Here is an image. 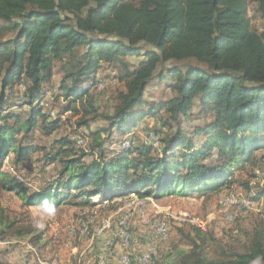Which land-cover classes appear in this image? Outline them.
<instances>
[{"label":"trees","instance_id":"16d2710c","mask_svg":"<svg viewBox=\"0 0 264 264\" xmlns=\"http://www.w3.org/2000/svg\"><path fill=\"white\" fill-rule=\"evenodd\" d=\"M251 5L261 30L252 26ZM128 56L142 59L135 67ZM60 61L63 77L54 96ZM108 67L104 78L114 76L124 88L114 111L101 112L92 93ZM154 78L172 80L174 95L147 101ZM196 105L209 119L186 132L181 118ZM73 116H80L76 128H89L98 118L108 124L91 136L79 130L75 137H56L50 148L34 144L37 130L51 135ZM148 117L172 130L161 141L162 153L135 142L112 149V141L106 148L103 133L134 135ZM82 136L85 147L77 144ZM258 151H264V0H0V193L15 192L26 207L45 200L55 208L97 206L133 194L211 198L242 189L259 202L264 187L252 184L257 170L264 171ZM36 152L45 165L61 167L47 186L33 189L6 166H23ZM6 211L0 200L2 240L33 231ZM248 215L230 222L240 221L232 241L192 225L189 249L178 254L177 264L264 262V219L248 228L242 223Z\"/></svg>","mask_w":264,"mask_h":264},{"label":"rangeland","instance_id":"374dc122","mask_svg":"<svg viewBox=\"0 0 264 264\" xmlns=\"http://www.w3.org/2000/svg\"><path fill=\"white\" fill-rule=\"evenodd\" d=\"M256 6L251 5L249 9V16L252 19V26L258 30L262 29V20L257 12H255ZM12 34H5L3 37H11ZM142 58L136 56H128L127 60L133 66H137ZM173 62H168L166 65L170 66ZM62 62H58L54 69V84L52 86V94L57 95L59 92V87L61 84V79L63 74L61 72ZM112 71V69H110ZM108 70L101 71L99 73L100 79L105 80V75H108ZM115 74V72H112ZM116 75L121 76V71H117ZM111 77L107 78L110 79ZM172 80L165 79L161 80L159 78H154L146 91L145 99L151 103H157L163 100H167L174 95V91L171 89L170 85ZM108 84V85H107ZM124 88L122 82H107L105 87L96 88L92 93L93 99L96 101V105L101 112H113L115 105L117 104V95L119 91ZM52 94L49 95V100L52 101ZM63 102V100H60ZM81 116V115H80ZM80 116H73L70 119H67L68 122L65 126H62L61 129L53 132L51 135H46L41 129L37 130L32 135V140L35 142V145H45L47 148L51 147V143L56 137L69 135L70 137L77 136L76 134L80 132L85 133L86 135L91 136L92 131L97 129L104 128L108 124L104 119L98 118L90 124V127L78 128V121ZM209 117L199 115V106H195L192 113L188 117H182V127L186 132H192L195 126L204 123ZM160 121V122H159ZM77 124V125H76ZM162 119L156 120L153 117H148L139 125V129L136 130V134H129L123 138L117 131L109 136L107 133H103V136L106 138L105 146L107 149H111V142L113 141L114 145L112 149H119L122 145L123 139L134 140L135 145L145 144V135L149 129L158 128V134L161 141L166 139L171 133V129L168 127L162 126ZM76 126H78L76 128ZM140 131V132H139ZM109 136V139L107 138ZM163 143V142H162ZM164 147V144H163ZM162 146L160 149H154L153 154L162 153ZM92 151H90L91 153ZM112 151H109V154ZM260 157H264V151L259 152ZM41 156V153L36 152L31 154L26 159V164L16 165L9 163L10 166H6V169L10 170L18 176V178L25 183L26 186L36 189L47 186V183L54 180V176L57 174V170L60 169L61 164H49L45 165L43 162L39 161L38 158ZM94 156H97L94 154ZM87 159H91L90 156ZM247 172L250 169V166L246 167ZM259 170H261L259 168ZM233 171L236 176L241 175V169L234 166ZM247 178V177H245ZM257 187H264L260 181L257 179L254 180ZM253 181V182H254ZM244 191V189H242ZM226 190L222 191L220 194L212 197H202V196H165L160 199L153 197H138L132 196V198L123 197L116 198L114 204H104V206H83L75 204L74 202L66 203L61 205L59 208H55V215L49 217L43 210L41 206L38 207H26L20 198L15 192H1L0 200L2 205L6 208V214L10 215L15 219H23V224L28 225L33 231L30 234L22 238H12L7 242L2 240V235L0 234V264H24L20 258L19 248H23V244L16 243V241H24V243H31L37 250H39L40 255L43 259H56L58 253L61 251L62 246L69 241V233L72 227L79 228V225L82 220L92 217L91 221L93 222L90 232V237L97 234L96 230L100 229L102 226L101 222L103 219L108 217L113 223H117L120 219H126L131 227L132 232L135 237H139L137 234L141 233L144 235L148 229V224L150 221L162 218L165 219L170 228V237L166 241H158L155 254L153 255V262L158 260L164 261L168 264H177L178 258L177 253L182 249H186L188 245L187 235L191 233L192 225L188 222H184V213L188 215L207 218L210 217L211 223L209 228L214 231L217 238L222 241H232V236L237 235V230L239 228L240 221L237 220L234 223H228L224 220L223 213L220 211L219 200L220 197L225 195ZM246 194V192H244ZM247 195V194H246ZM249 196V195H248ZM257 203L256 210L249 212L247 218L243 220V225L250 228L253 226L254 219H264V195L262 199ZM109 205V206H107ZM116 205V206H115ZM253 218H249V216ZM260 215V216H259ZM260 217V218H259ZM40 220L44 223L43 229H36L34 227V221ZM143 221L144 224H140ZM143 225H146L144 228ZM208 228V229H209ZM139 229V230H138ZM114 230V229H113ZM112 230V231H113ZM105 231V230H104ZM102 231V233L104 232ZM38 234L41 236V239H38ZM80 235H77L72 243H79L78 239ZM98 236V234L96 235ZM142 239V238H141ZM3 241V242H2ZM101 241V240H98ZM19 244V246H18ZM211 256L215 257V251L217 246L212 244ZM27 250V247H25ZM134 250L138 253L139 251ZM28 251V250H27ZM30 261H33V264L36 263L35 257L30 253ZM259 264H264V262L259 261Z\"/></svg>","mask_w":264,"mask_h":264},{"label":"built area","instance_id":"2783aa9c","mask_svg":"<svg viewBox=\"0 0 264 264\" xmlns=\"http://www.w3.org/2000/svg\"><path fill=\"white\" fill-rule=\"evenodd\" d=\"M114 74V73H113ZM118 79L114 76L110 79L102 80L96 84V88L100 89L105 87L107 82H115L117 83ZM108 85V84H107ZM43 104V103H42ZM147 134L145 135V144L151 146L154 149H160L162 146V142L160 136L152 129H149ZM87 137H78L77 144L81 147H85L87 144ZM121 148L130 147L133 144V141L130 139H123ZM257 180L264 184V171L257 170ZM136 196V195H132ZM131 196V198H132ZM220 211L223 213V217L228 222L235 221L238 217L249 213L250 211L256 210L257 203L250 196L246 195L243 191H232L227 195H224L219 201ZM92 217H88L81 221L79 228L72 227L70 229V234L72 236L77 235H89L91 232V227L93 222L91 221ZM183 221L190 223L202 230H207L210 226L211 219L210 217L201 218L188 215L184 213ZM113 230V240L117 239L120 241L121 245L126 249V251L121 255L120 261L121 264H148L151 262L153 255L155 254L156 244L158 241H166L170 237V228L165 219L157 218L149 222L148 229L145 233V240L147 249L144 253L138 256H134L131 252V248L133 242L135 240V235L131 230L130 224L126 219H120L117 223H113L112 221H108L104 224L100 229L96 230V233H101L106 228H112ZM107 251L109 254L108 258H102L100 263L107 264L110 262V259L116 253V249L113 242H109L107 245ZM34 253V257L36 259V263L34 264H62L61 260L56 259H43L38 253L36 249L32 248ZM26 260L29 258L28 255L24 256Z\"/></svg>","mask_w":264,"mask_h":264},{"label":"crops","instance_id":"0c3cea01","mask_svg":"<svg viewBox=\"0 0 264 264\" xmlns=\"http://www.w3.org/2000/svg\"><path fill=\"white\" fill-rule=\"evenodd\" d=\"M246 166H247V164L244 165V168ZM252 184H255V181ZM214 196H216V195H213L212 197H214ZM104 204H98L97 206H104ZM112 204H114V203H112ZM107 206H109V205H107ZM34 207H38V206H34ZM223 219L226 220L225 218H223ZM109 220L111 221V219L109 217L107 219H103L101 222V224H102L101 226L106 224ZM228 223H230V222H228ZM140 224H144L143 221H141ZM143 226H144V228L146 227V225H143ZM113 227H115V226L113 225L112 228L104 229L105 231L103 230L104 232L99 233L98 236H96L97 234L92 235L91 237H90V234L89 235H80L78 237L80 242L75 243V244L72 243V240H74V238H76V236H72L69 233V241H67L64 244V246H62L61 251L58 253V256L56 258L60 259L62 264H101L100 261L102 258H108L109 257L106 245L109 242H113L115 249H116V253L110 259V262L107 264H121L120 257L126 251V249L121 245L120 241H118L117 239L113 240V237H112V234H113L112 230L114 229ZM140 232L137 233L140 236L135 237V240H134L132 248H131V252L134 256L141 255L147 249L145 234L141 235ZM98 240H101V241H98ZM7 242H10V241L7 240ZM16 243L23 244V248H21V247L19 248V251H21L20 252V255H21L20 258L23 261V263L26 264V261H28V259L26 260V258L24 256L28 255V257L30 258V256H29L30 253L34 256L32 248L33 249H36V248L33 245H31V243L30 244L24 243V241H16ZM19 244H18V246H19ZM25 247H27L28 251L25 249ZM134 247L136 248L137 251H139L138 253L134 250ZM188 249H189V245H187L186 249H182L181 251H179L177 253V258H178L179 253H182L183 251L186 252ZM37 251L39 253V250H37ZM0 253L4 254L2 252H0ZM39 255H40V253H39ZM148 264H154L153 258H152L151 262Z\"/></svg>","mask_w":264,"mask_h":264},{"label":"clouds","instance_id":"9594fccd","mask_svg":"<svg viewBox=\"0 0 264 264\" xmlns=\"http://www.w3.org/2000/svg\"><path fill=\"white\" fill-rule=\"evenodd\" d=\"M41 207L43 208L44 212L49 216H54L55 215V206L51 203H49L47 200H45ZM44 223H42L40 220L34 221V227L36 229H43L44 228ZM254 264H259V260L255 261Z\"/></svg>","mask_w":264,"mask_h":264}]
</instances>
